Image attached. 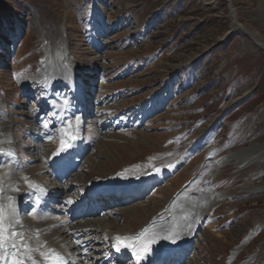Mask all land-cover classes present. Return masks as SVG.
<instances>
[{
    "label": "rangeland",
    "instance_id": "1",
    "mask_svg": "<svg viewBox=\"0 0 264 264\" xmlns=\"http://www.w3.org/2000/svg\"><path fill=\"white\" fill-rule=\"evenodd\" d=\"M255 39L264 43V0H0V130L10 126L14 160L49 189L46 204L75 206L72 219L110 218L108 235L131 232L188 192L186 214L201 216L199 228L168 264H264V190H254L264 161L222 168L208 192L226 194L203 215L197 183L210 162L264 143V48ZM65 57L79 70L74 88L58 80ZM65 99L84 109V162L69 177L59 170V183L50 160L61 126L48 100ZM124 165L145 167L150 183H119L140 193L121 202L115 190L92 205L96 182ZM30 197L18 200L19 217H29Z\"/></svg>",
    "mask_w": 264,
    "mask_h": 264
},
{
    "label": "bare ground",
    "instance_id": "2",
    "mask_svg": "<svg viewBox=\"0 0 264 264\" xmlns=\"http://www.w3.org/2000/svg\"><path fill=\"white\" fill-rule=\"evenodd\" d=\"M255 42L264 48V43L261 40L255 39ZM63 57L62 59H64ZM67 61L68 59H66L65 57V65ZM68 63L70 62L68 61ZM68 63L65 68L66 72L63 73L64 78L61 77L58 80H64V82H67L69 86L74 88V86L76 87L78 84L76 83V85H74V80L79 73V70H77V67L74 63ZM44 76L45 73L41 71L36 79L41 80ZM51 80L53 82H56L55 80L57 79L56 77H53L51 78ZM51 102L54 101L48 100L49 106L52 104ZM54 108H57L55 112L53 109L54 119L57 120V122H55L57 128L59 129V124L61 126L60 129L64 128V122L66 120L71 121V131L75 133L77 138V140L72 142L73 146L70 148L69 154H67L66 152H62L60 155L54 156V159L52 158V155L57 149L54 150V152L51 154L50 165L52 166V168H55V178L56 180H58V178L60 177L57 174L59 170H62L63 173L68 174L69 177L73 174V172L78 170L81 165H83L84 149L82 147L85 129L82 117L84 109L82 107L79 109L64 106L62 107L58 105V103ZM68 111H71V113H75L71 115L70 113L68 114ZM56 116L58 119L56 118ZM75 117L80 118L78 127ZM9 129L10 126L7 125L5 129L0 130V141H10L0 144V147L5 149H11L15 144L13 143ZM41 140H43V137ZM1 158L4 161L5 157H0V159ZM79 159L81 160L80 165H78ZM263 161L264 143H259L238 149L233 152H229L228 154L219 157L218 159L210 162L207 166H205L202 169V177L200 178V182H197L200 186L199 192L201 193L198 197L201 201V204L204 205L202 207L203 212L200 215L206 214L217 203V201L221 200L226 194L225 192H211V194L210 192H208V190H210L209 185L211 180L219 173L222 168L228 165H234L236 166V168L240 169L254 163H262ZM144 168L145 167H138L136 165H124L120 167L117 172L111 174V176L106 179V182H96V187L92 189V193L99 194L100 196L99 198H94V200L91 201V204L93 205L94 202L98 199L107 200L108 197H115L110 196L115 192V190L117 191L116 194L121 195L118 196V200L120 201H124V199L127 200V197L125 196L128 194L130 196L138 195V193H140L138 191H128V188L125 189L124 186H121L119 187V189H117V185L119 183H128L140 179H142L143 182L137 184L136 188H140L142 184H149L150 178H152L153 175L147 174ZM2 169L3 170L0 171V186H3L4 190L3 192H0V203L7 205L9 202L8 197L11 196L16 198L17 205L20 197L22 198L26 193H29L31 191L32 194L27 202L28 205L26 204V206L28 208H31L32 204L29 201L32 200L34 204L33 208L36 209L35 216L28 215L29 217H27L23 216L22 214L21 216L27 218L22 219L20 218V216V226H18L16 229V231L23 234V242L29 247L24 248L18 245L15 250L11 248L8 249L10 254L15 251L16 256L24 260V264H32V260H35L36 264H59V262L55 263V261L51 259V257L55 256L56 254H59L61 257H63V264H80L77 262V257L80 256L84 260V256L86 257L87 255H89V257H87L86 259H93V261L90 262V260L85 264H115V261L119 262L118 264H136L135 257L132 256V253L128 249L121 248L120 251H117L116 248L113 247V245L116 244L114 237H116L117 235L122 237L139 236L145 229H147L148 231L144 234L143 238L149 239L152 237H156V241L151 245L152 251L145 257V259H143V261H141V264H168V260H170L172 256L178 255V259L179 257H182L183 253L188 250V244L191 242L192 237L196 235V232L199 228L198 220L201 216H187L186 214L188 205H186L187 201L185 199H187V195L190 194L187 192L183 197L180 196L179 199L174 201L173 206L169 203V207L165 208L163 213H158V215L155 214L154 216H150L145 223L141 224L137 228V230L127 232L117 227L114 232L109 233L108 235L107 232L109 230L105 229V224L108 225L111 223L110 218H106L105 220H103H109V223H102L101 225L96 226V219H92V217L90 216H81L80 214L79 218L72 219L73 216H70V214L76 212L75 206H70L69 209L65 207H49V205H47L45 201L50 194L49 189L47 190L45 186H43L41 183L39 184L34 176L29 174L27 175L25 168L18 166L16 164V161L14 160V157H12L7 165L2 166ZM137 170H139V172ZM23 177H26L29 182L37 186L36 189H29L24 179H22ZM65 179L66 177L63 178V180ZM92 183L93 182L89 183V186L93 185ZM12 187L18 188L19 192L12 191ZM39 188L46 189V194L41 195L38 191ZM254 190H264V186L257 187ZM83 191L86 195L84 196L88 200H91L87 196V190L83 189ZM37 197H39V203L35 202ZM142 198L147 199L146 195H143ZM108 200L110 201L111 199ZM108 200L106 202H108ZM80 201L84 200L82 199ZM62 202L63 206H66V204H64V200ZM26 206L24 208L25 210L27 208ZM25 210L24 213L26 212ZM60 214H62L63 216H59ZM86 219L90 220L86 221ZM78 220H80L79 223L82 222L85 226L79 225L78 222H76L77 224L74 223ZM86 223L88 224L86 225ZM75 225L77 227L79 226L77 230H75ZM80 228H88L87 230L89 234L84 230H80ZM180 231L183 234L180 233ZM97 233H99V236L101 235V237L97 236L94 239L91 238V234L94 235ZM83 234H87L88 236ZM165 236H170L171 238L164 239ZM173 239L175 240V242H173ZM94 240H97V243H95L97 245H93ZM182 241L185 242L179 244ZM90 243L92 244V246ZM41 252L45 253L49 258L46 259L45 257H42L40 255ZM29 256L32 257L31 260L28 259ZM120 261L123 263H120Z\"/></svg>",
    "mask_w": 264,
    "mask_h": 264
},
{
    "label": "snow or ice",
    "instance_id": "3",
    "mask_svg": "<svg viewBox=\"0 0 264 264\" xmlns=\"http://www.w3.org/2000/svg\"><path fill=\"white\" fill-rule=\"evenodd\" d=\"M63 106L67 107L69 102L65 99L63 102ZM53 106L56 107L55 102H53ZM75 120L77 122V127L79 124V117H75ZM64 128L60 129V136H59V146L57 148V151L53 153L54 156L60 155L62 152H66L69 150L73 144L72 142L75 141L76 135L71 131L72 124L71 121H65ZM43 127L45 129L48 128V124L44 123ZM10 142V141H0V144ZM14 152L11 149H5L0 147V157H5L4 161L0 166L7 165L8 162L12 159L14 156ZM157 172L159 169H155ZM25 183L27 184V187L29 189H36L37 186L33 185L31 182L27 180L26 177H23ZM4 188L3 186H0V192H3ZM14 192H19V189L16 187L11 188ZM39 193L41 195H45L47 190L44 188L38 189ZM31 196V191L28 193ZM8 204L4 205L0 203V264H24V260L17 257L15 254V251H13L11 254L9 253L8 249L11 248L15 250L18 245L22 246L24 248H28L29 246L24 244L22 236L23 234L16 231L17 227L20 226V220H19V213L16 208V198L15 197H8ZM36 203H39V197L35 200ZM67 204L73 203L72 199H68L65 201ZM27 215H36V209L33 208L31 212L26 213ZM147 229H145L139 236H119L117 235L114 237V240L116 241V244L113 245V247L116 248L117 251H120L121 248L128 249L132 256L135 257L136 264H141V261L145 259V257L152 251L151 245L155 243L156 237H152L149 239H144V234L147 233ZM170 236H165L164 239H169ZM173 242L175 240L173 239ZM40 255L42 257H45L48 259L49 257L46 256L45 253L41 252ZM28 259H32L31 256L28 257ZM51 259L53 261L59 262V264H63V257H61L59 254H56L55 256H52ZM32 264H36L35 260H32Z\"/></svg>",
    "mask_w": 264,
    "mask_h": 264
}]
</instances>
